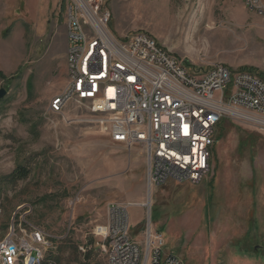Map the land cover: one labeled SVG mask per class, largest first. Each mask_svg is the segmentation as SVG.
Returning <instances> with one entry per match:
<instances>
[{"label":"rangeland","instance_id":"1","mask_svg":"<svg viewBox=\"0 0 264 264\" xmlns=\"http://www.w3.org/2000/svg\"><path fill=\"white\" fill-rule=\"evenodd\" d=\"M67 0H0V241L28 238L53 264H106L93 235L124 203L132 237L151 228L183 264H264V132L216 127L200 183L149 190L144 149L114 142L70 103L49 112L67 80ZM116 37L152 35L188 67L223 64L264 77V17L241 0H105ZM22 166L27 176L4 177Z\"/></svg>","mask_w":264,"mask_h":264},{"label":"built area","instance_id":"2","mask_svg":"<svg viewBox=\"0 0 264 264\" xmlns=\"http://www.w3.org/2000/svg\"><path fill=\"white\" fill-rule=\"evenodd\" d=\"M264 17V0H241ZM105 0H67L66 69L62 90L49 112L61 114L70 103L114 142L144 149L149 190L167 181L196 185L209 172L218 124L237 121L264 132V79L248 70L214 64L206 70L186 66L147 32L116 37ZM106 221L93 229L106 264H183L163 253L161 234L147 228L143 245L131 235L124 203L107 205ZM33 235L9 232L0 241V264L18 261L17 249ZM34 258L40 257L33 252Z\"/></svg>","mask_w":264,"mask_h":264},{"label":"bare ground","instance_id":"3","mask_svg":"<svg viewBox=\"0 0 264 264\" xmlns=\"http://www.w3.org/2000/svg\"><path fill=\"white\" fill-rule=\"evenodd\" d=\"M27 248L29 251L25 249H17L16 258H18V261H5L2 262V264H53L51 259H45L43 256L41 258L40 252L33 246L27 245ZM33 252L38 253L40 257L34 258Z\"/></svg>","mask_w":264,"mask_h":264},{"label":"trees","instance_id":"4","mask_svg":"<svg viewBox=\"0 0 264 264\" xmlns=\"http://www.w3.org/2000/svg\"><path fill=\"white\" fill-rule=\"evenodd\" d=\"M262 78L264 79V77ZM26 176H27V171L25 170V168L22 166H17L11 173L6 175L4 178L8 180L9 182H16L20 179L25 178ZM45 259H51V258H49V256L47 255Z\"/></svg>","mask_w":264,"mask_h":264},{"label":"water","instance_id":"5","mask_svg":"<svg viewBox=\"0 0 264 264\" xmlns=\"http://www.w3.org/2000/svg\"><path fill=\"white\" fill-rule=\"evenodd\" d=\"M6 91L4 88H0V99L5 95Z\"/></svg>","mask_w":264,"mask_h":264}]
</instances>
